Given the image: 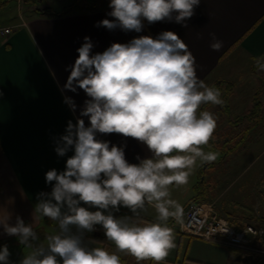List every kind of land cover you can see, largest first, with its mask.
<instances>
[{
  "label": "clouds",
  "instance_id": "obj_1",
  "mask_svg": "<svg viewBox=\"0 0 264 264\" xmlns=\"http://www.w3.org/2000/svg\"><path fill=\"white\" fill-rule=\"evenodd\" d=\"M201 0H110L107 14L97 27L140 33L144 21L184 23L195 13ZM210 48L219 52L224 44L215 33ZM90 37L77 49L70 75L62 91H84L76 122H67L63 135L55 140V152L66 159L65 169H51L45 180L50 192L37 194L35 211L55 221L57 230L39 240L31 224L11 213L0 216V227L30 251L19 264H125L121 253L137 264H164L175 248L169 220H182V205L171 198L172 186L186 185L197 160L213 162L218 153L204 151L217 127L213 113L202 111L205 104L223 105L221 90L210 87L197 75L196 58L173 31L155 38L141 35L128 43H112L93 54ZM264 71V55L252 58ZM55 78V74L51 73ZM64 102L75 112L71 97ZM89 123L86 125L85 119ZM98 134H119L146 146L149 157L126 159V145L117 146ZM83 205V206H82ZM152 206L155 221L141 213ZM121 208L131 215L117 216ZM95 209V210H92ZM99 225L115 250L94 246L86 233ZM10 251L0 247V264H12Z\"/></svg>",
  "mask_w": 264,
  "mask_h": 264
},
{
  "label": "crops",
  "instance_id": "obj_2",
  "mask_svg": "<svg viewBox=\"0 0 264 264\" xmlns=\"http://www.w3.org/2000/svg\"><path fill=\"white\" fill-rule=\"evenodd\" d=\"M21 1L29 16L18 14V18L4 26L26 24L0 38V216L11 213L9 223L13 225L16 216H20L34 230L45 218L35 211L37 194L50 192L52 187L46 183V172L63 171L66 159L72 155L69 152L64 157L58 156L55 140L64 134L69 120L76 122L88 99L79 88L75 93L62 91L70 75L69 66L77 59V49L84 43L85 36L90 37L95 54L102 53L112 43H128L141 35L155 38L163 31H173L196 58L198 77L210 87L223 81L227 89L240 66L248 64L251 73L252 58L264 55V0H201L194 9L195 14L184 22L187 27L174 20L153 24L144 21L140 33L96 26L103 19H113L107 15L111 11L110 0H99L93 9L87 8L86 0ZM75 2V6L68 8ZM210 33L223 41L219 52L210 48ZM66 96L75 101V112L64 102ZM84 119L87 125L89 121ZM222 122L230 125L231 121L227 118ZM98 138L117 146L126 145V159L130 163H138L137 155L150 156L146 146L135 139L119 134H98ZM218 170L216 167L213 171ZM214 173L213 181L210 179L207 183L215 195L206 201L213 210L234 225L264 228V202L259 212H253L246 205L235 207L231 200L224 199L230 186H224L222 180L216 182ZM262 199L264 201V192ZM149 212L141 214L155 221L157 214ZM174 234L176 246L164 264H264L263 252L184 233ZM5 244L9 249L30 251L0 227V247ZM258 245L264 249V235ZM129 258L126 264H137L134 257Z\"/></svg>",
  "mask_w": 264,
  "mask_h": 264
},
{
  "label": "rangeland",
  "instance_id": "obj_3",
  "mask_svg": "<svg viewBox=\"0 0 264 264\" xmlns=\"http://www.w3.org/2000/svg\"><path fill=\"white\" fill-rule=\"evenodd\" d=\"M19 8L21 9L19 10ZM25 8L26 6L23 5L22 1L0 0V26L11 24V21L18 18V14L22 16L25 14V17H28L29 13L26 12ZM233 82L234 90L230 96L225 82L222 83L221 87L217 84L214 85V87L221 90L222 99L225 103L223 105L212 104L206 111L213 113L216 117V131H218L217 135L219 137H223L225 134H238L240 137L247 134L248 138L245 141V146L230 155L223 163H220L217 166L219 170L215 173L213 170L216 167L207 168L208 162L197 160L188 183L182 186H172L170 189L171 198L182 206L190 197L194 196V184L198 180L199 172L206 168L207 181H210V179L213 181L211 175L214 173L216 182L222 180L224 186H230L228 192L224 193V199L231 200L235 207L246 205L250 206L253 212H259L260 204L264 202L262 199L264 192V71H259L256 68L249 73L248 64L242 65L233 76ZM222 118L223 120H221ZM227 118L232 120L243 118V121L238 126H231L227 125L226 122H222L227 121ZM247 126L250 127V131L245 133L244 130ZM204 151L214 152V150L207 149L206 146H204ZM217 153L219 155L216 160H219L220 152ZM210 192V197H213L215 191L211 190ZM146 210L153 214L156 213L150 205L146 206L144 211ZM115 215L118 217L120 215H131V212L126 208H121L120 212L115 213ZM56 230L55 221H51L46 217L43 218L34 230L39 236V240L35 243H46L47 235ZM86 239L97 241L94 246H102L103 241L100 239L107 240L101 226H96L94 232L86 233ZM9 251L11 253L9 259L12 264H19V261L28 252L22 248H10Z\"/></svg>",
  "mask_w": 264,
  "mask_h": 264
},
{
  "label": "built area",
  "instance_id": "obj_4",
  "mask_svg": "<svg viewBox=\"0 0 264 264\" xmlns=\"http://www.w3.org/2000/svg\"><path fill=\"white\" fill-rule=\"evenodd\" d=\"M25 24L22 22L20 25ZM20 25L0 26V38L11 35ZM168 223L174 233H184L207 241L264 253V249L258 245L264 235V228L251 224L239 228L219 216L207 202H190L183 208L180 222L170 219ZM253 240L255 244L252 245Z\"/></svg>",
  "mask_w": 264,
  "mask_h": 264
},
{
  "label": "trees",
  "instance_id": "obj_5",
  "mask_svg": "<svg viewBox=\"0 0 264 264\" xmlns=\"http://www.w3.org/2000/svg\"><path fill=\"white\" fill-rule=\"evenodd\" d=\"M99 0H86V2L89 4H87V8L93 9V7L96 5V3ZM76 2L69 5L68 8H71L72 6H75ZM85 4V5H86ZM253 69H256L255 65H253ZM223 81H217L216 84L219 85V87H221ZM228 84L230 85V88L228 89V93L229 96L230 94L233 92L234 90V82H228ZM222 93V92H221ZM212 105L211 103L209 104H205L201 106V110H207V108ZM229 119V118H228ZM230 125L231 126H238L239 124H241V122L243 121V118H239L236 120H232L230 119ZM217 129H215V133L213 134L212 139L209 142V145H207V149L209 150H214V152H220V159L213 161V162H208L207 163V168L208 167H217L220 163H223L224 160L228 159L230 157V155H232L233 153L238 152L240 149H242L245 146V141L248 138L247 134H245L244 136H239L238 134L236 135H231V134H225L223 137H219L217 135L218 131H216ZM250 131V127L247 126L245 127L244 132L248 133ZM207 168L206 169H202L199 172L198 175V180L197 182L194 184V196H192L188 201L187 204H189L190 202H206L210 196V188L209 185L207 183V179H206V175H207ZM203 178V179H202ZM186 204V205H187ZM142 215V214H141ZM142 217L145 220H149V221H154L151 218H148L145 215H142ZM232 222V221H231ZM247 225V224H246ZM98 227H100L99 225H97ZM235 226L241 228L245 225L239 226L236 225ZM103 242V246L102 247H106L108 248L110 251H114L115 250V246L113 244L108 243L106 240L104 239H100ZM121 255V259L123 261H125V264L130 260L129 255H125L123 253L120 254Z\"/></svg>",
  "mask_w": 264,
  "mask_h": 264
},
{
  "label": "water",
  "instance_id": "obj_6",
  "mask_svg": "<svg viewBox=\"0 0 264 264\" xmlns=\"http://www.w3.org/2000/svg\"><path fill=\"white\" fill-rule=\"evenodd\" d=\"M203 179V178H202Z\"/></svg>",
  "mask_w": 264,
  "mask_h": 264
}]
</instances>
